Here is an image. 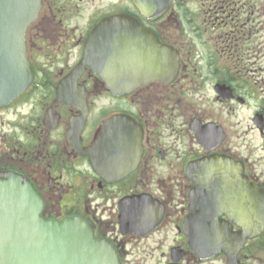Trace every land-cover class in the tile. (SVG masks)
Instances as JSON below:
<instances>
[{"label":"flooded vegetation","instance_id":"1","mask_svg":"<svg viewBox=\"0 0 264 264\" xmlns=\"http://www.w3.org/2000/svg\"><path fill=\"white\" fill-rule=\"evenodd\" d=\"M160 1L164 10L148 18L134 0H41L25 34L32 86L0 108V175L25 176L43 199L44 218L87 220L122 264L138 255L127 249L133 241L147 252L139 257L145 264L210 263L224 255L201 260L183 231L201 208L194 196L205 192L196 194L190 167L230 158L264 189V0ZM119 15L176 51L172 80L116 96L90 66L75 72L93 30ZM116 117L130 120L141 147L137 167L110 181L79 146L93 147L103 124ZM126 198L162 209L152 233L121 234ZM219 220L238 230L226 215Z\"/></svg>","mask_w":264,"mask_h":264},{"label":"water","instance_id":"2","mask_svg":"<svg viewBox=\"0 0 264 264\" xmlns=\"http://www.w3.org/2000/svg\"><path fill=\"white\" fill-rule=\"evenodd\" d=\"M135 2L150 17L164 10L160 0ZM40 7L41 0H0V107L9 105L31 84L33 69L27 59L25 33ZM176 61L175 52L138 22L118 16L95 28L81 65L91 66L113 94L121 96L149 81L172 78ZM104 128L96 146L83 154L103 176L118 174L116 180L134 167L139 141L135 134L128 137L120 130L121 125L112 127L109 122ZM125 157L129 161L120 166L117 160ZM194 170L196 194L205 192L199 194L200 199L194 196L201 208L193 210L184 226L190 246L201 259L224 252L228 264H239L238 254L247 239L264 232V190L250 184L242 166L227 158L212 157ZM122 204L124 234H148L161 220L162 209L151 202L125 200ZM42 207L41 197L26 178L6 174L0 179V264H120L114 248L95 239L85 220H45L40 216ZM223 214L241 229L233 231L229 222L219 220Z\"/></svg>","mask_w":264,"mask_h":264},{"label":"rangeland","instance_id":"3","mask_svg":"<svg viewBox=\"0 0 264 264\" xmlns=\"http://www.w3.org/2000/svg\"><path fill=\"white\" fill-rule=\"evenodd\" d=\"M140 245L136 244L134 241L129 243L127 249L133 253H138L137 256L129 257V261L132 264H145V261L139 260L140 256H144L147 252L141 250ZM227 259L221 257L215 261L204 264H226ZM146 264H155V262L148 261ZM201 264V263H198ZM240 264H264V239L258 240L257 242L248 241L247 248L242 250L240 257Z\"/></svg>","mask_w":264,"mask_h":264}]
</instances>
